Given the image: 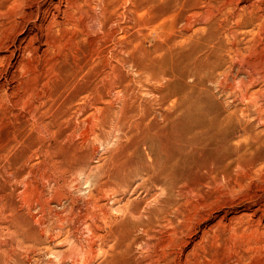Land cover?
Masks as SVG:
<instances>
[{
    "label": "rangeland",
    "instance_id": "rangeland-1",
    "mask_svg": "<svg viewBox=\"0 0 264 264\" xmlns=\"http://www.w3.org/2000/svg\"><path fill=\"white\" fill-rule=\"evenodd\" d=\"M89 1L0 0V264H264V0Z\"/></svg>",
    "mask_w": 264,
    "mask_h": 264
},
{
    "label": "bare ground",
    "instance_id": "bare-ground-1",
    "mask_svg": "<svg viewBox=\"0 0 264 264\" xmlns=\"http://www.w3.org/2000/svg\"><path fill=\"white\" fill-rule=\"evenodd\" d=\"M89 1V0H88ZM90 2V1H89ZM19 3V2H18ZM29 9V8H28ZM64 12V11H63ZM76 15V14H75ZM20 18V17H19ZM25 18V17H24ZM64 19V18H63ZM25 21H27V20H25ZM15 22V21H14ZM21 35V34H20ZM1 50V49H0ZM1 52V51H0ZM34 52V51H33ZM36 54V53H35ZM170 152V151H169ZM168 152V153H169ZM168 153H166V154H168ZM208 153V152H207ZM210 153V152H209ZM214 153V152H213ZM203 154H204V152H203ZM169 155V154H168ZM200 155V154H199ZM218 155V154H217ZM181 156H182V154L181 153H178V154H176V155H174V154H171V158H169V164L172 166V167H170V168H167V169H165V171H163L164 172V175H165V178H166V180H169V181H171L172 183H173V180H175L176 178H178V177H180V176H182L183 175V177L185 176V175H188V174H190V173H196L195 175H197V173H200V174H202V172L203 173H205V172H208L209 171V173L210 174H214L215 173V171L216 170H214V169H216L215 168V165L212 163V165L213 166H211V168H209V169H207L206 168V164L205 163H201V160L202 159H200V161L198 160H193L192 158L190 159V157H183L182 158V161H181V165H179L178 167H173V163H175L176 161H174V159L176 160V158L177 157H179V158H181ZM211 157V156H210ZM211 158H215V157H211ZM217 158V157H216ZM219 158V157H218ZM217 158V159H218ZM165 159H168V158H166L165 157ZM178 159V158H177ZM198 159V158H197ZM210 159V158H209ZM221 159H222V157H221ZM174 161V162H172V161ZM214 161V160H213ZM165 162V161H164ZM203 162H208V161H203ZM215 162V161H214ZM176 164V163H175ZM210 164V163H209ZM217 164V163H216ZM220 165V164H219ZM175 166V165H174ZM167 167V166H166ZM195 171V172H194ZM209 174V175H210ZM191 175V174H190ZM192 176V175H191ZM201 176V175H200ZM204 176V175H203ZM188 176H186V178H187ZM164 178V177H163ZM182 179V178H181ZM156 186V185H155Z\"/></svg>",
    "mask_w": 264,
    "mask_h": 264
}]
</instances>
